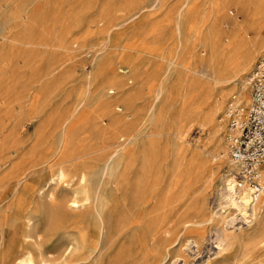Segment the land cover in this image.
<instances>
[{"label": "rangeland", "instance_id": "374dc122", "mask_svg": "<svg viewBox=\"0 0 264 264\" xmlns=\"http://www.w3.org/2000/svg\"><path fill=\"white\" fill-rule=\"evenodd\" d=\"M233 33L264 49V0H0V264L38 245L54 264H264L214 241L228 151L203 115L224 85L209 50ZM64 136L93 152L86 181L81 159L38 165ZM74 190L90 201L45 213Z\"/></svg>", "mask_w": 264, "mask_h": 264}, {"label": "bare ground", "instance_id": "6f19581e", "mask_svg": "<svg viewBox=\"0 0 264 264\" xmlns=\"http://www.w3.org/2000/svg\"><path fill=\"white\" fill-rule=\"evenodd\" d=\"M219 9L220 6L218 4L214 11L217 12ZM225 38V44L213 46L209 50L210 59L214 64L213 79L215 82L224 85L216 96L213 105L203 116L213 124L214 134L217 136V142L219 141V156L223 158L227 157H224V155L225 153L227 154L228 151L229 172L223 174L221 177L220 197L222 200L221 204H223L226 210H232L233 215L227 220L221 219L220 225L217 226L213 232L215 234L214 241L219 250L236 243L242 248L243 252H248L249 250H257L264 246V176L261 178L262 187L255 195L249 192V188L245 183L237 179L236 173L239 170V163L233 160L229 155L227 135L230 131L228 119L229 110L232 107H239L243 110L247 106L250 98V93H248L247 90L248 76L247 79H241L236 82L237 76L242 72L244 73L256 56L262 57L259 60L264 61V49L263 45L260 44L256 37L250 39L246 34L237 35L233 33L231 36H225ZM227 101L229 104L224 112V118L223 116H220V118L217 117L218 111ZM241 102H245V104ZM224 119L226 121L225 131L223 130V126H225ZM207 120H205V122ZM129 126L128 124L122 126L120 132L115 136L116 142L128 137L126 129ZM66 145L67 137L64 136L59 146L49 150L38 165L50 163L55 158L57 159L56 164H64L65 161L74 162L75 160L81 159V162L72 163L70 169L80 172L78 175L80 182L86 181V173H88L92 167L88 165L83 158L90 157L93 152L89 151L90 148L81 151H67ZM109 170V173L114 172L115 174L117 172V165L109 166ZM67 176L68 172H66L64 168L58 170L57 178L65 185L68 184ZM83 193L82 197L76 190H74L70 196L64 197H58L53 192L49 193L48 200L50 206L45 209V213L52 217L61 213L63 210L68 208L73 209L83 203L89 202L90 195L88 192ZM237 219L240 220L245 227L241 228V226H238V231L236 232L234 222ZM195 231H197V229H195ZM70 244L71 243L68 241L66 246L69 247ZM247 255L249 254L245 253V256ZM241 256L244 257L242 253ZM54 261L55 259L52 254L42 249L40 245H38L37 253L26 250L21 256L14 259L15 264H54Z\"/></svg>", "mask_w": 264, "mask_h": 264}, {"label": "built area", "instance_id": "2783aa9c", "mask_svg": "<svg viewBox=\"0 0 264 264\" xmlns=\"http://www.w3.org/2000/svg\"><path fill=\"white\" fill-rule=\"evenodd\" d=\"M248 87L247 106L229 110L227 138L229 155L239 163L237 179L255 195L264 176V61L258 60L249 72Z\"/></svg>", "mask_w": 264, "mask_h": 264}]
</instances>
